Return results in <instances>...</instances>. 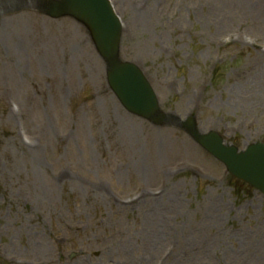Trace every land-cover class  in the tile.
<instances>
[{
  "label": "rangeland",
  "instance_id": "374dc122",
  "mask_svg": "<svg viewBox=\"0 0 264 264\" xmlns=\"http://www.w3.org/2000/svg\"><path fill=\"white\" fill-rule=\"evenodd\" d=\"M38 1L0 0V264H264V194L127 112L86 27ZM111 1L161 112L264 143V0Z\"/></svg>",
  "mask_w": 264,
  "mask_h": 264
},
{
  "label": "water",
  "instance_id": "95a60500",
  "mask_svg": "<svg viewBox=\"0 0 264 264\" xmlns=\"http://www.w3.org/2000/svg\"><path fill=\"white\" fill-rule=\"evenodd\" d=\"M45 4L51 14L69 13L86 23L97 48L108 62L111 88L128 111L145 118L159 117L156 102L143 78L116 59L119 29L104 0H61ZM187 126L193 137L222 160L234 177L264 192V145L257 143L244 153H238L235 148L224 146L217 135L200 136L193 130L191 122Z\"/></svg>",
  "mask_w": 264,
  "mask_h": 264
},
{
  "label": "bare ground",
  "instance_id": "6f19581e",
  "mask_svg": "<svg viewBox=\"0 0 264 264\" xmlns=\"http://www.w3.org/2000/svg\"><path fill=\"white\" fill-rule=\"evenodd\" d=\"M151 255V254H150Z\"/></svg>",
  "mask_w": 264,
  "mask_h": 264
}]
</instances>
